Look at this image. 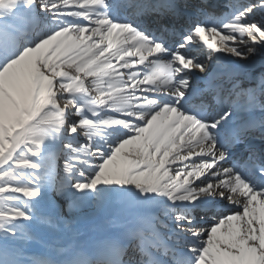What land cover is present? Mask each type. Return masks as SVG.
Listing matches in <instances>:
<instances>
[{"label": "snow or ice", "instance_id": "obj_1", "mask_svg": "<svg viewBox=\"0 0 264 264\" xmlns=\"http://www.w3.org/2000/svg\"><path fill=\"white\" fill-rule=\"evenodd\" d=\"M0 264H264V0H0Z\"/></svg>", "mask_w": 264, "mask_h": 264}, {"label": "bare ground", "instance_id": "obj_2", "mask_svg": "<svg viewBox=\"0 0 264 264\" xmlns=\"http://www.w3.org/2000/svg\"><path fill=\"white\" fill-rule=\"evenodd\" d=\"M235 59V57H233ZM62 165V161H60ZM57 204L60 208V213L64 219L68 221L69 225L76 232L75 239H85L88 235H92L96 231L107 228L109 225L105 222V218L112 214L114 206L110 204L98 205L95 203L88 204V208L85 205V209L80 208L70 211L67 204L62 200H57ZM36 253H39L40 249L34 247Z\"/></svg>", "mask_w": 264, "mask_h": 264}, {"label": "rangeland", "instance_id": "obj_3", "mask_svg": "<svg viewBox=\"0 0 264 264\" xmlns=\"http://www.w3.org/2000/svg\"><path fill=\"white\" fill-rule=\"evenodd\" d=\"M85 206V205H84ZM84 206H82L81 208H83V209H85V207ZM86 206H87V208H88V204H86ZM80 209V208H79Z\"/></svg>", "mask_w": 264, "mask_h": 264}]
</instances>
